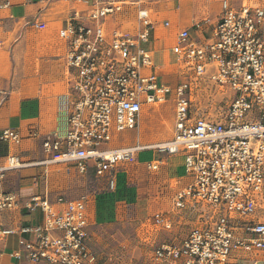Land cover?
Instances as JSON below:
<instances>
[{"label":"built area","instance_id":"obj_1","mask_svg":"<svg viewBox=\"0 0 264 264\" xmlns=\"http://www.w3.org/2000/svg\"><path fill=\"white\" fill-rule=\"evenodd\" d=\"M70 8L58 36L66 43L64 63L71 77L67 128L46 135L42 142L50 163L73 164L106 178L146 150L158 159L182 155L190 181L174 199L175 208L201 207V225L179 243L155 248L148 264H264V3L238 8L222 2L219 19L208 39L199 42L180 30L171 49L186 75L174 89L160 80L152 53L146 49L153 24L149 11L138 8L134 32L114 20L127 4L122 0H61ZM6 6V4L4 5ZM165 27L167 22L163 23ZM44 29V23H34ZM207 78L232 93L225 112L208 118L196 108L194 83ZM173 95V96H171ZM173 103L171 139L151 145L113 148L120 134L139 126L143 107ZM0 140L18 144L13 129ZM9 157L4 171L18 168ZM20 200L0 190V213ZM23 209L40 211L39 224L21 227L18 249L10 258L29 264H93L88 246L89 217L83 199L33 196ZM168 228L169 223L155 216ZM15 233L0 227V240Z\"/></svg>","mask_w":264,"mask_h":264},{"label":"crops","instance_id":"obj_2","mask_svg":"<svg viewBox=\"0 0 264 264\" xmlns=\"http://www.w3.org/2000/svg\"><path fill=\"white\" fill-rule=\"evenodd\" d=\"M122 1L133 4L125 6L114 19L125 32H134L138 8L149 11L153 29L146 49L152 53L158 69L164 66L166 52L174 59L171 49L180 30L188 29L199 42L210 37L223 1L235 8L264 3V0ZM69 13V6L61 0H0V133L13 129L20 138L18 144L0 140V167H6L12 156L21 163L18 168L4 171L0 181V190L13 193L20 200L13 208L17 214L14 213L7 227L15 233L0 240V264H29L10 258V253L19 247L20 237H27L18 230L42 221L40 211L29 214L23 209L24 202L46 194L51 200L67 196V185L76 175H82L73 164L62 163L73 172L71 179L65 180L64 170L58 165L61 163L48 162L52 156L44 152L43 140L39 139L62 135L67 128L71 77L64 63L67 46L58 33ZM34 23H44L45 28L36 29Z\"/></svg>","mask_w":264,"mask_h":264},{"label":"rangeland","instance_id":"obj_3","mask_svg":"<svg viewBox=\"0 0 264 264\" xmlns=\"http://www.w3.org/2000/svg\"><path fill=\"white\" fill-rule=\"evenodd\" d=\"M162 63L164 66L158 69L160 80L174 89L186 75L167 52ZM194 86L193 101L199 113L214 119L225 112L232 99L227 88L207 78L198 79ZM172 114L173 103L169 100L144 106L139 126L120 134L112 147L151 145L171 139ZM157 157L153 150H146L140 152L134 162L118 166L113 173V189L106 178H96L91 171L87 175H76L67 185V196L62 197L83 199L86 203L88 246L93 264H148L155 248L163 243H179L194 227L201 225V207L186 205L179 209L174 206L176 194L190 181L184 171L182 155L163 157L156 170H149L148 162ZM58 165L64 170L65 180L71 179L73 172L66 170L70 166ZM14 213L17 214V210L0 213L1 228L7 229ZM156 215L167 221L169 227L157 223Z\"/></svg>","mask_w":264,"mask_h":264},{"label":"bare ground","instance_id":"obj_4","mask_svg":"<svg viewBox=\"0 0 264 264\" xmlns=\"http://www.w3.org/2000/svg\"><path fill=\"white\" fill-rule=\"evenodd\" d=\"M168 129V128H167Z\"/></svg>","mask_w":264,"mask_h":264}]
</instances>
